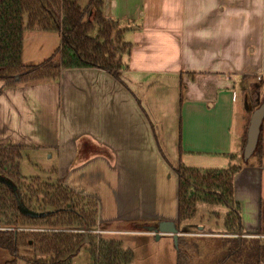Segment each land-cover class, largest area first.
Instances as JSON below:
<instances>
[{
	"label": "crops",
	"instance_id": "1",
	"mask_svg": "<svg viewBox=\"0 0 264 264\" xmlns=\"http://www.w3.org/2000/svg\"><path fill=\"white\" fill-rule=\"evenodd\" d=\"M102 11L119 22L131 44L122 56L120 78L87 67L62 69L58 79L14 86L0 81V146L35 152L39 163L42 155L47 170L56 164V180L96 200L97 228L146 238L155 236L149 226L163 220L178 225L179 237L208 236L203 227L199 234L181 229L186 225L178 221L174 170L179 163L215 164L203 169L241 166L234 199L242 226L248 235L261 233L262 130L258 162L239 160L246 125L242 79L264 81V0H103ZM33 33H25L24 41L37 42V58L45 60L62 46L60 33ZM24 56L23 49V61ZM83 136L107 146L112 159L93 155L73 166ZM151 155L159 159L158 170L146 161ZM74 175H85V183L72 181ZM137 219L148 225H116ZM105 223L111 225L102 227ZM166 257L162 264L172 261L171 254Z\"/></svg>",
	"mask_w": 264,
	"mask_h": 264
},
{
	"label": "trees",
	"instance_id": "2",
	"mask_svg": "<svg viewBox=\"0 0 264 264\" xmlns=\"http://www.w3.org/2000/svg\"><path fill=\"white\" fill-rule=\"evenodd\" d=\"M80 1L0 0V81L6 86H14L58 79L62 69L87 67L106 70L119 79L122 56L131 47L122 37L124 29L118 21L104 16L103 0H90L84 9ZM92 5L95 7L93 13L90 9ZM91 16L93 20H85ZM95 31L96 36H92ZM27 32L60 33L62 46L40 63L26 64L22 54ZM242 81L240 89L248 114L242 139L243 152L250 114L262 103L259 104L257 98L264 81L250 84H246L244 78ZM261 136L260 132L252 156L258 152L259 157L262 155ZM77 143L78 161L101 154L112 159L110 149L90 137L83 136ZM8 149L0 146V176L13 183L0 180V249L11 257L3 264H18L19 260L27 264H72L73 257L82 247L91 254L93 264L131 263L132 251L124 249L121 241L92 234L86 238L83 229L97 226L98 204L95 199L76 193L60 180L45 182L39 177H32L27 182L20 173L22 148L11 146ZM240 169L241 166L235 164L224 169H203L179 163L175 168L179 180V223L195 216L199 201L225 204L229 208L226 229L232 235L243 234L240 205L234 199V177ZM24 209L38 215H27ZM41 213L44 215L41 216ZM189 238L182 236L178 239L177 264H182V248L188 255L187 252L194 246ZM246 241L232 238L220 249L229 256L227 259H232L234 255L241 257L232 264H256L250 257L257 255V261L262 259L264 246ZM29 249L32 250V258L22 252Z\"/></svg>",
	"mask_w": 264,
	"mask_h": 264
},
{
	"label": "rangeland",
	"instance_id": "3",
	"mask_svg": "<svg viewBox=\"0 0 264 264\" xmlns=\"http://www.w3.org/2000/svg\"><path fill=\"white\" fill-rule=\"evenodd\" d=\"M90 0H81L80 6L84 9L89 5ZM92 10V13L95 11V7L92 5L90 7ZM91 19L93 20V16L90 18H86L85 20ZM98 28V27H97ZM33 33V32H32ZM34 34V33H33ZM35 35V34H34ZM92 36H96V31L91 33ZM54 38V37H53ZM53 43H55L56 47H58V38L52 39ZM24 53L26 56H24V62L26 64H37L44 60V58H37V54H35V50L37 49V42H33V38H28V40L25 39L24 41ZM46 57V56H44ZM259 82V80L253 79L252 81H247L246 84ZM264 85V83H263ZM260 88V100L258 101L259 104L264 101V87L261 86ZM252 94V93H251ZM243 96V94H242ZM251 96V95H250ZM48 113L51 112L49 107L46 105L44 108ZM53 113V110H52ZM251 115V114H250ZM249 115V117H250ZM248 114L246 112V122H247ZM261 130L264 133V124H262ZM264 143V142H263ZM3 147V146H1ZM8 149V147H6ZM9 150V149H8ZM22 156L20 159V173L21 176L26 179L27 182H30V178L32 177H39L42 181L45 182H56L55 175L53 170L56 167V164L54 165V168L52 170H47V166L45 165L47 160L41 155L43 159H41V163L35 162L37 159L36 154L33 152H23L21 149ZM256 155H260V152H258ZM254 155L249 160L248 163L251 162H258L259 158ZM92 156V155H91ZM91 158V157H90ZM90 158L78 161V157L73 161V166H81L88 162ZM55 160V158H54ZM159 160V159H158ZM152 155L146 160L148 165L150 166L151 170H158L157 167V161ZM199 160V159H196ZM179 160H177L178 162ZM240 162L243 161L242 158L239 160ZM199 163L196 166L197 168H205V165H209L212 167V164L210 161L206 162H197ZM52 165V164H50ZM207 166V167H209ZM75 168V167H73ZM227 168V166H226ZM174 169V168H173ZM175 170V169H174ZM46 172H49L46 174ZM77 174V173H76ZM173 174V178H174ZM85 175H74L72 176V181H75L79 184L85 183ZM79 181V182H78ZM75 183V182H74ZM92 200H94L92 198ZM229 212V208L225 204H208L203 201H199L196 205V214L193 218L188 219L186 221H183V225H186L185 227H182L181 229L184 231H192L193 233L199 234V228L203 227L204 231L203 233L208 236H190V242L193 243V248H190L187 252L188 255L185 253V249L182 248L183 253L181 257V263L182 264H232L235 260L241 258L238 255H234L232 259H227L229 256L225 252H222L221 249L224 248V243L230 242V240L233 238L232 234L226 229L225 222L227 218V214ZM261 233L257 235H248L245 232V235L241 237L246 243L248 241H251L253 245H260L264 246V198L262 200L261 204ZM108 225H111L110 223H105L102 227H108ZM116 225L128 229H139L146 227L148 224L145 220H133V221H124L117 223ZM115 225V226H116ZM98 226V224H97ZM92 227V229L97 228ZM91 230V229H88ZM230 233V234H229ZM243 233V234H244ZM86 234V232H85ZM97 235L99 237L108 239L113 238L115 240H120L122 242V246L126 248H130L132 251V254L134 255V259L132 261V264H162L160 261L162 257L167 258L166 256L171 254L172 261L169 263L166 261V264H174L173 259L176 255V247H178L175 244L174 239H157L156 236L151 237H144V236H138V235H101L97 233L89 232L88 235ZM251 236H256L253 240ZM182 244V242H181ZM221 248V249H220ZM173 250V251H172ZM24 255H28L29 257H33L32 250L29 249L28 251H22ZM175 252V253H173ZM175 254V255H174ZM257 255L251 256L250 259L253 263L257 262ZM11 259L9 254L3 250L0 249V264H3L5 261ZM264 259V256H263ZM24 261V260H23ZM223 261V263H222ZM93 258L91 257V254L89 251L82 247L79 251L76 252L75 256L73 257L72 264H93Z\"/></svg>",
	"mask_w": 264,
	"mask_h": 264
},
{
	"label": "water",
	"instance_id": "4",
	"mask_svg": "<svg viewBox=\"0 0 264 264\" xmlns=\"http://www.w3.org/2000/svg\"><path fill=\"white\" fill-rule=\"evenodd\" d=\"M16 79L18 80L19 77L17 76ZM258 101L260 100V94L258 96ZM264 119V101L259 105L258 108H256L250 117V122L247 130V138L246 143L243 148V160L247 161L251 158L253 155L261 132V126ZM0 180L5 181L9 184H13L11 181L6 179L5 177L0 176ZM13 189L16 190V186L13 185ZM25 214L27 215H38L35 212L24 209L23 210ZM41 216L44 214L41 213ZM1 226V224H0ZM84 232L87 231L86 228L83 229ZM149 231L153 233L157 239L161 236V234H170L173 236V239L175 241V244L177 246L179 235H181L182 232L179 231V228L177 224L173 221H166L163 220L158 223L156 226H149ZM86 238H88V232H86Z\"/></svg>",
	"mask_w": 264,
	"mask_h": 264
},
{
	"label": "built area",
	"instance_id": "5",
	"mask_svg": "<svg viewBox=\"0 0 264 264\" xmlns=\"http://www.w3.org/2000/svg\"><path fill=\"white\" fill-rule=\"evenodd\" d=\"M86 232H92V233H97V234H101V235H110V234H117L119 233L118 231H112V230H107V229H101V228H95V229H91V230H87Z\"/></svg>",
	"mask_w": 264,
	"mask_h": 264
},
{
	"label": "flooded vegetation",
	"instance_id": "6",
	"mask_svg": "<svg viewBox=\"0 0 264 264\" xmlns=\"http://www.w3.org/2000/svg\"><path fill=\"white\" fill-rule=\"evenodd\" d=\"M251 237L255 238L256 236H251ZM260 257H261V256H260ZM256 264H264V259H263V257H262V259L260 258L259 261H257Z\"/></svg>",
	"mask_w": 264,
	"mask_h": 264
}]
</instances>
